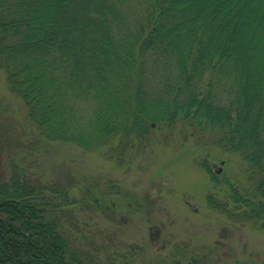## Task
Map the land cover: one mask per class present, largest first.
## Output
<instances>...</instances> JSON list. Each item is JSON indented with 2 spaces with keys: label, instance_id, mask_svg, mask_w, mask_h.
I'll return each mask as SVG.
<instances>
[{
  "label": "trees",
  "instance_id": "1",
  "mask_svg": "<svg viewBox=\"0 0 264 264\" xmlns=\"http://www.w3.org/2000/svg\"><path fill=\"white\" fill-rule=\"evenodd\" d=\"M153 57L164 71L156 88ZM0 69L48 140L127 148L154 124L216 129L215 142L257 173L254 184L240 190L203 166L264 227V0H0ZM207 201L230 209L214 194ZM73 202L17 167L1 175L0 264H92L61 223ZM138 253L132 246L112 264Z\"/></svg>",
  "mask_w": 264,
  "mask_h": 264
},
{
  "label": "rangeland",
  "instance_id": "2",
  "mask_svg": "<svg viewBox=\"0 0 264 264\" xmlns=\"http://www.w3.org/2000/svg\"><path fill=\"white\" fill-rule=\"evenodd\" d=\"M154 60L150 83L156 88L164 71ZM228 86L218 88L223 98L231 97ZM218 135L179 120L170 127L154 124L143 142L127 148L117 139L95 150L48 140L0 69V176L8 178L17 167L37 184L66 190L74 202L61 223L92 264L129 259L132 246L139 253L130 264H194L193 258L200 264H264V227L246 218L227 191L215 189L203 166L240 190L254 184L257 173L249 162L222 149ZM209 194L227 200L230 209L211 207Z\"/></svg>",
  "mask_w": 264,
  "mask_h": 264
}]
</instances>
